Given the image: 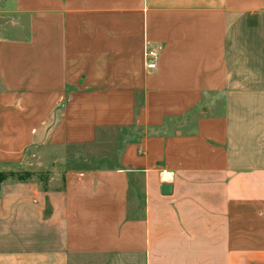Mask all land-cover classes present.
<instances>
[{"label":"crops","instance_id":"obj_1","mask_svg":"<svg viewBox=\"0 0 264 264\" xmlns=\"http://www.w3.org/2000/svg\"><path fill=\"white\" fill-rule=\"evenodd\" d=\"M120 257L264 264V0H0V264Z\"/></svg>","mask_w":264,"mask_h":264},{"label":"built area","instance_id":"obj_2","mask_svg":"<svg viewBox=\"0 0 264 264\" xmlns=\"http://www.w3.org/2000/svg\"><path fill=\"white\" fill-rule=\"evenodd\" d=\"M146 66L149 69H154L157 67L158 59L160 57V51L156 49H146L145 53Z\"/></svg>","mask_w":264,"mask_h":264},{"label":"water","instance_id":"obj_3","mask_svg":"<svg viewBox=\"0 0 264 264\" xmlns=\"http://www.w3.org/2000/svg\"><path fill=\"white\" fill-rule=\"evenodd\" d=\"M161 192L164 195H170L173 192V185L171 183H164L161 186Z\"/></svg>","mask_w":264,"mask_h":264},{"label":"rangeland","instance_id":"obj_4","mask_svg":"<svg viewBox=\"0 0 264 264\" xmlns=\"http://www.w3.org/2000/svg\"><path fill=\"white\" fill-rule=\"evenodd\" d=\"M23 173L24 175L28 174L29 172H21ZM114 264H129L127 261H126V258H122L120 257L118 262L117 263H114Z\"/></svg>","mask_w":264,"mask_h":264}]
</instances>
